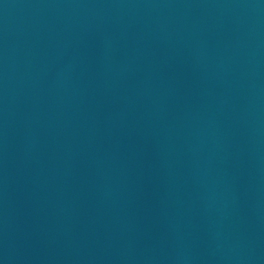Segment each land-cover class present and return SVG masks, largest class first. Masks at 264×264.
<instances>
[{
	"label": "water",
	"instance_id": "95a60500",
	"mask_svg": "<svg viewBox=\"0 0 264 264\" xmlns=\"http://www.w3.org/2000/svg\"><path fill=\"white\" fill-rule=\"evenodd\" d=\"M203 264H264V0H92Z\"/></svg>",
	"mask_w": 264,
	"mask_h": 264
}]
</instances>
